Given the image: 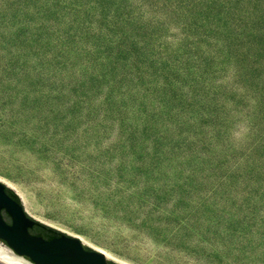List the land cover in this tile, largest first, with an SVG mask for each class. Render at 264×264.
Segmentation results:
<instances>
[{
  "label": "rangeland",
  "instance_id": "1",
  "mask_svg": "<svg viewBox=\"0 0 264 264\" xmlns=\"http://www.w3.org/2000/svg\"><path fill=\"white\" fill-rule=\"evenodd\" d=\"M0 182L114 263L264 264V0H0Z\"/></svg>",
  "mask_w": 264,
  "mask_h": 264
},
{
  "label": "water",
  "instance_id": "2",
  "mask_svg": "<svg viewBox=\"0 0 264 264\" xmlns=\"http://www.w3.org/2000/svg\"><path fill=\"white\" fill-rule=\"evenodd\" d=\"M5 187L0 182V240L16 254L34 264H110L102 252L87 249L77 237L63 233L46 239L30 233L36 219L28 213L22 199H13Z\"/></svg>",
  "mask_w": 264,
  "mask_h": 264
},
{
  "label": "bare ground",
  "instance_id": "3",
  "mask_svg": "<svg viewBox=\"0 0 264 264\" xmlns=\"http://www.w3.org/2000/svg\"><path fill=\"white\" fill-rule=\"evenodd\" d=\"M79 238L82 242V238L79 236H76ZM97 251L102 252L106 258L108 257L107 251L103 249L95 248ZM0 263L2 264H34L27 258L16 254L10 247H8L6 244L0 241Z\"/></svg>",
  "mask_w": 264,
  "mask_h": 264
},
{
  "label": "trees",
  "instance_id": "4",
  "mask_svg": "<svg viewBox=\"0 0 264 264\" xmlns=\"http://www.w3.org/2000/svg\"><path fill=\"white\" fill-rule=\"evenodd\" d=\"M5 190L7 191V193L13 198L15 199L16 201L20 202V195L12 188L10 187H5ZM35 226L36 228L38 229H41L51 235H62L63 233L61 231H58L56 230L55 228L49 226V225H46L38 220H35ZM87 249H89V247L86 246ZM109 263H113L112 261H109Z\"/></svg>",
  "mask_w": 264,
  "mask_h": 264
},
{
  "label": "flooded vegetation",
  "instance_id": "5",
  "mask_svg": "<svg viewBox=\"0 0 264 264\" xmlns=\"http://www.w3.org/2000/svg\"><path fill=\"white\" fill-rule=\"evenodd\" d=\"M5 217L9 220V217L5 214ZM30 233L43 236L46 239H50L52 237L58 236V235H51L41 229L36 228L35 223L32 227L29 228Z\"/></svg>",
  "mask_w": 264,
  "mask_h": 264
}]
</instances>
